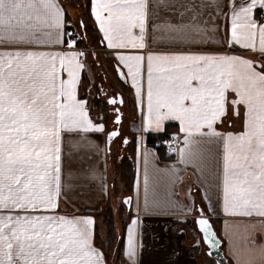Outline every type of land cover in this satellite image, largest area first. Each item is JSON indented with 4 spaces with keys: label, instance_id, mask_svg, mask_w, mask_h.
Wrapping results in <instances>:
<instances>
[{
    "label": "snow or ice",
    "instance_id": "obj_1",
    "mask_svg": "<svg viewBox=\"0 0 264 264\" xmlns=\"http://www.w3.org/2000/svg\"><path fill=\"white\" fill-rule=\"evenodd\" d=\"M257 4L264 8V0H231L230 44L258 52L259 64L228 55L152 51L145 55L150 35L187 41L193 32L206 31L196 16L188 24L156 23L149 0H92V12L107 47L114 50L118 75L131 78L141 101L146 73L144 130L160 132L166 121H178L185 134L184 146L177 150L181 162L198 154L192 148L196 137L219 141L223 211L264 218V23L254 18ZM153 6L171 5L156 0ZM199 7L219 10L220 4L208 0ZM45 41L67 43L69 50L0 52V264H104L103 254L92 246L91 217L36 214L58 207L62 133L104 128L93 123L88 102L78 98L84 67L79 58L84 53L71 50L78 38L65 31L64 13L55 0H0V43ZM230 93L235 96L231 101ZM118 102L123 99L108 100L112 105ZM229 103L237 116L239 106L244 108L241 132L224 133L215 127L227 115ZM118 135L110 133L109 142ZM196 223L204 240L216 247L219 241L209 220ZM126 255H135L131 236Z\"/></svg>",
    "mask_w": 264,
    "mask_h": 264
},
{
    "label": "crops",
    "instance_id": "obj_2",
    "mask_svg": "<svg viewBox=\"0 0 264 264\" xmlns=\"http://www.w3.org/2000/svg\"><path fill=\"white\" fill-rule=\"evenodd\" d=\"M64 13L65 3L55 0ZM170 7H154L156 0H149L151 19L158 24L192 22L193 16L202 33L193 32L187 41L160 39V33L149 36L147 52H185L211 55L239 56L262 61L258 52L245 49L234 42L231 36V0H218L219 10L214 7H199L208 0H167ZM251 0H237V3H249ZM187 5L189 7H182ZM195 6V7H193ZM89 12L93 27L100 40L96 49L117 65L114 50L107 47L99 24L92 12V0H89ZM199 13V15H197ZM258 23H264V8L259 4L253 10ZM204 22H207L206 24ZM259 46L257 37V47ZM77 45L72 51L80 52ZM27 50L35 52H66L68 44L57 45L48 41L31 45L0 43V52ZM139 51V50H135ZM84 55L80 62L84 65ZM112 65V64H111ZM85 66L80 70L78 98L88 102L84 93ZM104 71V70H103ZM126 73V69H124ZM105 72V71H104ZM117 75V74H116ZM114 79L113 87L125 98L127 113L130 114L131 130L135 124V144L133 145V179L125 195L131 196V204L123 230L121 258L125 264H216L207 255L206 246L196 228L195 218L204 215L212 223L221 239V248L229 264H264V218L233 216L223 211L222 195V145L219 141H209L205 137H196L192 145L198 154L181 162L178 149L183 147L184 133L178 121L165 122L163 131L169 123L174 124L172 134L177 138V147L172 159L160 158L156 148L147 145L145 134L161 133L145 131L147 115V78L143 80L142 101L138 100L131 78ZM66 79V73L64 74ZM115 84V85H114ZM229 101L235 99L229 94ZM89 117L94 124H102L103 131H76L62 133L61 143V194L58 207L40 215L64 216L68 219L91 217L92 246L103 254L102 247L95 240V230L99 226L95 212L100 211L107 201H112V180L109 172L111 156L106 150L107 117L99 114L87 104ZM96 107V106H94ZM240 115H235L234 107L229 103L227 115L217 121L215 127L220 132L238 133L243 131L244 108L239 106ZM147 176V188L145 187ZM135 221V224H133ZM131 229V232L129 231ZM129 236L135 248V255H126ZM104 264L107 261L103 254Z\"/></svg>",
    "mask_w": 264,
    "mask_h": 264
},
{
    "label": "trees",
    "instance_id": "obj_3",
    "mask_svg": "<svg viewBox=\"0 0 264 264\" xmlns=\"http://www.w3.org/2000/svg\"><path fill=\"white\" fill-rule=\"evenodd\" d=\"M65 3V18L71 23L72 29L75 31L74 36L78 38L75 45L78 47H91L100 44L99 36L95 31L89 12V0H61ZM81 24L83 25L81 27ZM79 32V33H77ZM174 124L169 123L164 131L157 134H145V143L152 145L154 140L158 137L167 136L171 134L174 129ZM136 131L132 130V138L136 136ZM133 143L127 147L126 152H122V156L114 152L113 162L119 170L121 179L124 181L125 188L128 190L133 179ZM159 156L163 160L173 158L174 153L168 152L162 147H156ZM110 153V149L108 151ZM111 161V159H110ZM124 207L123 214L119 211L120 207L115 208L111 206V200L107 201L100 211L95 212V217L99 223L95 230V240L103 249L104 257L107 264H125L121 258V246L123 242V230L126 225L130 213L126 212ZM112 255V256H111ZM113 257V258H112ZM112 259V260H111Z\"/></svg>",
    "mask_w": 264,
    "mask_h": 264
},
{
    "label": "rangeland",
    "instance_id": "obj_4",
    "mask_svg": "<svg viewBox=\"0 0 264 264\" xmlns=\"http://www.w3.org/2000/svg\"><path fill=\"white\" fill-rule=\"evenodd\" d=\"M67 24H69V21ZM99 46L95 45L94 48H91V47L85 48V61H84L85 75L83 78L85 80H84L82 93H84L83 95L86 96L89 102V105L94 110V112L96 111L98 114L100 113L99 116L100 115L101 116L99 118L105 119L104 116L108 118L106 119V122H107L106 124H107V130L109 131V129H111L113 126L112 125L113 114L111 112L108 113L106 110V107L102 106V104L99 107L98 106L94 107L93 97H94L95 91L98 88V85L102 86L101 89H104L105 93L112 92L113 94H115L117 90L114 89L113 84L111 83H114V79H116L117 75H116L113 63H110L109 61H107L108 58L104 56L100 51H98V49H96ZM129 115L130 114L127 113L126 106H124L121 127H126V125L129 124V121L131 120ZM135 128L136 127L134 124L132 126V129L134 130ZM114 150H115V144L113 142L110 146V153H109V155L111 156V161L109 162V172H110V177L112 180L111 206L118 209V207H120V205L122 204L121 202H122L123 197L127 195V194L125 195L126 193L125 187L127 185H125L124 181L121 179L119 170L116 168L115 163L112 161L114 157L113 156ZM122 208L123 209H121L120 207L119 211L123 214L124 207L122 206Z\"/></svg>",
    "mask_w": 264,
    "mask_h": 264
},
{
    "label": "flooded vegetation",
    "instance_id": "obj_5",
    "mask_svg": "<svg viewBox=\"0 0 264 264\" xmlns=\"http://www.w3.org/2000/svg\"><path fill=\"white\" fill-rule=\"evenodd\" d=\"M81 48H83V47H81ZM84 50H85V48H84ZM114 68H115V72L117 73L115 65H114ZM101 88H102V86L98 85V88L94 93V97H93L94 106L99 107L102 104V106L106 107V110L108 113L111 112L113 114V117H112V125L113 126L111 129H109V131L118 128L119 135L113 139L111 144L114 142V144H115L114 152L117 153L118 155H120V157H121L122 152H126L127 147L129 148V145L131 143L135 144V139H136V136H134L132 138V133H131L132 130H131V124L130 123L127 124L126 127H121V123H122V119H123V110H124V106H126L127 102H125V98L121 92L116 91L115 94H113L112 92L105 93L104 89H101ZM117 94L121 95V97L123 99V103L121 105L109 104L107 102V99H109L111 97H116ZM117 108H119V110H120V122L119 123L114 122V119L117 116V112H116ZM107 132H108V130H107ZM143 139L145 141V135H144ZM125 141H127V143H125ZM111 144H110V146H111Z\"/></svg>",
    "mask_w": 264,
    "mask_h": 264
},
{
    "label": "water",
    "instance_id": "obj_6",
    "mask_svg": "<svg viewBox=\"0 0 264 264\" xmlns=\"http://www.w3.org/2000/svg\"><path fill=\"white\" fill-rule=\"evenodd\" d=\"M82 26H83V25L81 24V27H82ZM116 74L118 75V73H116ZM118 76H119V75H118ZM112 98H113V97H111V98H109V99H112ZM115 98H117V100L119 101V99L122 98V97H121L120 94H117ZM109 99H107V102H108ZM117 104H118V105H121L119 102H118ZM118 109H119V108H118ZM116 112H117V111H116ZM117 115L120 116V110H119V112H117ZM116 118H117V116H116ZM116 118L114 119V122H116ZM114 131L118 132V128L113 129V130H110V131H108V132L106 133V136H105V146H106V150H107V151H109V149H110V144H111V142L113 141V139L116 137V136L113 137V138L111 139V141L109 142V139H108L109 134L112 133V132H114ZM128 198H131V196L126 195V196H124L123 199H122V202H123V204H124L125 207H126V210L129 209L130 204H131V202H130V203L126 202ZM200 218H205V219H208V220H209V218H207V217L204 216V215H200V216H198V217L195 218V225H196V228L198 229V231L200 232V235H201V238H202L203 243H204L205 246H206V253H207V255L210 256L211 258H213L216 264H229L228 261H227V258L224 256V254H223V250H222V248H221V239H220L219 236L217 235V233H216L215 229L213 228L212 223H211L210 220H209V222H210V224H211V226H212V231L215 232V234H216V237H215V238L219 241V244H217L216 247H211V246L209 245V243L206 242V241L204 240V238H203V232L200 230L199 225L196 223V221H197L198 219H200ZM209 253H210V254H209Z\"/></svg>",
    "mask_w": 264,
    "mask_h": 264
},
{
    "label": "built area",
    "instance_id": "obj_7",
    "mask_svg": "<svg viewBox=\"0 0 264 264\" xmlns=\"http://www.w3.org/2000/svg\"><path fill=\"white\" fill-rule=\"evenodd\" d=\"M67 23H68V21L66 22L65 31L74 34L73 29H71L72 28L71 23L70 22H69V24H67ZM80 52H84V48H80ZM177 144H178V142H177L176 136H174V134L171 133L167 136H162V137L156 138L151 146L154 148L162 147V148L166 149L168 152H173L176 149Z\"/></svg>",
    "mask_w": 264,
    "mask_h": 264
}]
</instances>
